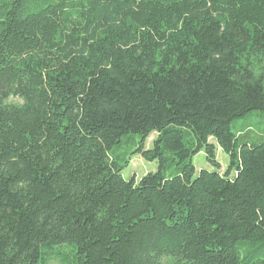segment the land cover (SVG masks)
Returning <instances> with one entry per match:
<instances>
[{
	"label": "trees",
	"instance_id": "obj_1",
	"mask_svg": "<svg viewBox=\"0 0 264 264\" xmlns=\"http://www.w3.org/2000/svg\"><path fill=\"white\" fill-rule=\"evenodd\" d=\"M254 112L264 0H0V264H264Z\"/></svg>",
	"mask_w": 264,
	"mask_h": 264
},
{
	"label": "rangeland",
	"instance_id": "obj_2",
	"mask_svg": "<svg viewBox=\"0 0 264 264\" xmlns=\"http://www.w3.org/2000/svg\"><path fill=\"white\" fill-rule=\"evenodd\" d=\"M9 103L11 104H21L18 99L12 98ZM249 126H252L255 130L264 129V114L260 112H254L245 119L238 120L232 125L234 132L246 130ZM157 134H154L148 141L147 148L151 149L153 147V141L156 139ZM122 151L125 153H131L135 151V146L124 145ZM131 164L124 171V178L128 181L136 178L139 182L145 176L150 173H157L159 171L158 162H150L145 160L141 155H131ZM218 161L222 166V173L228 170L230 165V158L227 154L218 149ZM194 164L199 174L203 170L214 171L215 168L207 160L205 153H200L194 158ZM51 264H60L58 261H53Z\"/></svg>",
	"mask_w": 264,
	"mask_h": 264
}]
</instances>
